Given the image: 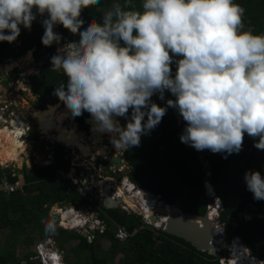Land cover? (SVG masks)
I'll list each match as a JSON object with an SVG mask.
<instances>
[{"label":"clouds","instance_id":"9594fccd","mask_svg":"<svg viewBox=\"0 0 264 264\" xmlns=\"http://www.w3.org/2000/svg\"><path fill=\"white\" fill-rule=\"evenodd\" d=\"M99 2L0 0V42L14 43L21 35V26L31 30L37 14L44 18L41 37L44 46L60 44L63 38L55 31L57 25L79 35L78 42L63 44L51 57V70L62 71L67 78L66 83L55 87L53 95L73 117L78 118L87 112L93 130L109 135L116 150L122 151L118 156L123 157L125 165L128 163L127 152L140 146L141 137L150 134L161 123L169 108L175 109V114L186 125L180 142L203 151L202 157H205L206 150L226 154L225 159L234 153L239 154L245 135L253 138L255 148L264 150V34L244 30V9L239 4L234 0H141L137 7L134 0H115L103 12L99 22L93 18L85 27L82 12ZM166 92L174 97L166 100V106L161 107L152 100L154 95L165 100ZM120 118L127 121L126 125L125 121L124 125L120 124ZM20 120L29 122L27 117ZM78 124L82 128L79 119ZM85 125L89 127L87 121ZM36 134L37 139L43 136L39 129ZM52 152L55 163L56 148ZM48 155L42 157L44 162ZM112 155L106 158L92 154L94 158L98 157L94 162L96 166L87 165L80 173L76 172L79 175L77 181L76 175L71 179L78 190V182L95 186L96 190L85 196L87 200L93 198L87 209L84 204L71 205L67 209L58 205L60 208L51 216L53 223L46 224V231H54L55 225L79 233L84 230L89 240L91 235L96 238L107 234L112 226L93 204L98 199L100 202L107 198L121 200L114 196L115 192L108 197L102 195L109 192L106 190L109 181L96 187V183L103 179L119 182L121 174L126 171L118 169V173L113 172L111 168L118 167L110 164ZM101 165L107 171L104 178L99 177ZM84 174L86 177L82 176ZM93 175H98L94 181ZM244 180L253 199L264 201V176L259 171L249 170ZM118 185L135 204L154 201L163 204L162 208L167 212L171 207L161 196L132 182L128 175ZM207 190L209 194L208 187ZM124 206L127 205L121 204L119 209L128 215ZM133 209L131 211L137 213ZM59 210L76 218L70 217L69 225H65L63 216L61 221L54 217ZM162 216V213L155 215ZM141 217L145 226L159 228L152 219L153 224L147 223L146 214L142 213ZM78 219L81 220L79 224L76 223ZM102 221L108 223L105 233H101ZM115 225L117 236L119 226L125 225L117 222ZM116 238L122 243L130 240ZM240 241L248 248L242 239ZM42 247L38 253L42 252ZM53 256L60 257L58 252H53ZM51 257L49 263L53 264L55 258ZM223 260L229 264L232 262L228 258ZM258 260L262 264L263 261ZM62 264H66L65 261Z\"/></svg>","mask_w":264,"mask_h":264},{"label":"trees","instance_id":"16d2710c","mask_svg":"<svg viewBox=\"0 0 264 264\" xmlns=\"http://www.w3.org/2000/svg\"><path fill=\"white\" fill-rule=\"evenodd\" d=\"M114 2L115 0H100L99 4L85 9L81 17L85 21V27L93 18L99 22L103 12ZM234 2L244 9L243 24L252 27L254 34H264V0H234ZM134 3L139 7L141 0H134ZM260 3L261 7H259ZM43 19L37 14L31 30L21 26V35L14 43L0 42V64H6L10 60L16 61L27 55L29 51L35 50L36 60L41 64V72L31 77L33 91L42 98L40 106L49 104L57 106L48 103V97L59 103L53 92L60 83L67 82V78L64 73L51 70V57L56 54L58 47L70 41L78 42L80 37L73 35L62 25H57L55 31L63 39L59 45L54 43L46 47L41 42L44 34ZM172 69L175 72V64L172 65ZM28 89L29 86L26 90ZM167 99L174 97L167 92L163 101L158 95L152 97V100L161 107L166 106ZM45 109L32 111L38 117L48 118L49 110L42 113ZM89 117L90 115L85 112L79 117L80 124L85 125ZM70 119L73 120L75 128L80 129L76 124V117L71 114ZM88 121H92L91 118ZM126 122L125 120V125ZM185 126V122L175 114V109L169 108L161 123L150 134L141 137L140 146L133 147L127 152L126 160L131 166L129 178L139 187L161 196L170 205L183 200L181 208L185 212L205 216L209 211L211 199L205 182L212 174L217 195L224 205L220 224L225 226L230 242L235 238L242 239L253 256L264 262V221H262L264 201L253 199V194L247 190L244 180L245 173L249 170L264 173V150L255 148L253 138L245 135L242 151L239 154L234 153L225 159L226 154H213L206 150L203 159V151H196L180 142V135ZM36 136L37 134L34 133L32 138L35 140ZM67 156V152L56 149L57 159L53 165L48 167L34 165L37 169L32 172L28 171L25 165L20 172L22 178L18 175L14 176L11 169L6 171L0 165V235L3 236L6 231L22 234L30 229H42L41 238L44 241L52 237L60 244L69 243L73 239L80 240V244L73 250L84 254L89 252V259L85 260L86 264H115V259L108 253L103 256L98 255L101 237H96L95 241L91 242L88 237L77 231L59 228L58 233L51 234L50 231L43 229L51 221V211L57 205L64 209L77 203L82 206L85 201L88 205L92 203L91 199L93 200L92 197L87 200L80 194L74 181L60 174L59 170L67 164ZM207 165L211 174L207 170ZM66 171L69 172L70 169ZM20 180L22 185L17 193L5 190V185H15ZM211 188L210 186L209 189ZM185 189L188 191L184 192ZM93 206L100 210L101 217L111 226L116 222L125 225L132 234L130 240L123 243L124 248L119 249L125 254L124 264H224L222 259L228 256L224 253L222 258H216L210 253L200 252L183 239L169 235L163 230L145 226L142 217L136 219L120 213L119 210H109L100 201H95ZM105 210L113 212V215L108 217ZM106 235L120 245L111 227ZM20 238L21 236L15 237L5 249H0V264H33L34 254L25 257L22 261L17 258L15 252L10 251V247H18ZM157 252L162 253V257H157Z\"/></svg>","mask_w":264,"mask_h":264},{"label":"rangeland","instance_id":"374dc122","mask_svg":"<svg viewBox=\"0 0 264 264\" xmlns=\"http://www.w3.org/2000/svg\"><path fill=\"white\" fill-rule=\"evenodd\" d=\"M259 7H261V3L259 4ZM243 25H244V30H250V31L253 30V28L249 27V25H246V24H243ZM28 56L30 57L29 61H28ZM40 67H41V64L37 62L36 57H35V50L29 51L27 55H25L22 58L17 59L16 61L10 60L6 64H0V132L4 130L6 131L9 130L11 134L15 135V133L18 131L19 135H17V137L19 139V142L17 143L10 142L9 146L12 147L13 149H19V150H22L23 148H25L23 152L20 154V156H18L17 161L13 162L12 160H6L3 162H0V165H2L5 168L11 169L14 176L18 175L20 176V178H22L23 176L21 175L20 172L23 171L25 165L28 167V171L31 170V172L33 170L36 171L37 167H41L44 164L48 165L42 160V157L47 156L49 153H54L52 152V150L53 148H56L58 150H63L64 152L66 151L68 152V156L66 159L67 164L63 167L64 168L66 167V170L70 169V171L67 172L66 170H64V168H62L59 170L60 174L68 179H73L74 176L76 175L75 180L77 181L79 175L76 172L80 173L82 170L86 169L85 167L87 165H91L92 167L96 166L94 165L95 164L94 162H96L98 157L94 158L91 154L90 156L92 157L90 159H89L90 156H88L87 159L85 157H83L82 159H78L77 157L78 156L80 157L81 155L76 154L75 148H73V146L67 147L68 146L67 142H63L59 139H56L53 137V135L39 136L40 138L39 139L36 138L35 140L32 138V135L34 133H37L38 128L41 127L40 117H38L34 112H32V110L46 108L42 112V113H45L50 109V107H52V104H49L48 107L47 105L40 106L39 103L41 102L42 98L40 96V99H39L38 94H35V92L33 91L31 77H34L40 74V72L36 71V69ZM59 73L62 74L63 72L59 71ZM28 86H29V89L26 90ZM55 101L56 100H54L52 97L50 96L48 97V103H53V105H57V106H54L56 108L66 109L63 107L65 105L62 102L55 103ZM30 106H33V108L30 109ZM28 107L29 109H27V115L24 116V109ZM70 115L71 113L68 115L67 121L68 120L73 121L70 119ZM22 116L24 117L28 116L29 118H32V120L34 118L35 125L32 126L30 122L22 123L20 120V117ZM50 117L51 116H49L47 119H49ZM78 119L79 117L76 119V124L78 127H80V125L78 124ZM58 121L59 123H64V124H66L67 122L62 117H59ZM86 121L87 123H89V127H87L88 124L83 125L82 126L84 130L83 133L86 134L87 139H91L90 137L94 136L95 134L93 131V127H92L93 124L90 121L88 122V119ZM36 124L38 125V127L36 126ZM50 139L56 142L58 141V143H62L63 146L57 145V144L55 146L51 145L50 144L51 142L48 141ZM1 141L2 140H0V143ZM24 145L25 147H23ZM52 146L53 148H51V150H47V147H52ZM94 152H96L98 155H102L100 150L97 148L94 149L93 153ZM120 152L121 151H117L116 152L117 155H119ZM52 163L54 162L52 161ZM34 165L37 166L36 169ZM126 167H127L126 171L124 172V174H121L120 179H118L119 182H117V184L121 183L125 179V175H128V173L130 172L131 166L129 162L126 164ZM261 175L264 176V173H262ZM121 177H123V179ZM90 186L92 190H96L94 185L91 184ZM207 187L209 188V185ZM187 191L188 190L186 189L184 190V192H187ZM213 193L215 192L213 191ZM208 195L210 198L213 196L211 194V191L209 192ZM216 197L218 198L217 200L219 201V208L221 209V211H223L224 210L223 202L221 199H219L220 197L218 195ZM244 199L245 198H242V200ZM177 204L180 207H182L183 200H179ZM75 205H79V204L77 203ZM58 208L60 207L57 205L54 209H52L51 216L53 215V213L57 211ZM84 208L87 209L86 201L84 202ZM64 209H67V208H64ZM129 209L132 210V208H129ZM58 212L62 214L66 211L59 210ZM105 213L108 215H111V214L113 215V212H110V211L105 210ZM128 216L135 217L136 219H140V217L142 216V213L140 211H137V213L130 211L128 213ZM262 221H264V218H262ZM50 222L53 223V221H50ZM116 226L117 225L112 226V230L114 232H116ZM43 229L46 230V228H43ZM58 229L59 227L55 225L54 231H50L51 234L58 233L59 232ZM41 231L42 229L40 230L30 229L27 232L22 233V234L19 232L6 231L4 232L3 236L0 235V249L1 250L5 249L6 245H8L9 242L11 244L12 239H14L17 236H21L20 241L18 243V247L16 248L10 247V251L15 252L17 254V258L21 259L22 261L25 259V257L32 256L34 254L35 256L32 259L33 264H50L49 258L51 257V255L53 256V252H58L63 263L65 261L66 264H86L85 260L89 259L88 258L89 252H85L84 254L82 252H77V250H73L80 244V240L73 239L69 243L65 244L62 242V244H60L52 237V238H49L45 242L41 238V234H42ZM80 232L86 236V232H84V230ZM101 240H102L101 247L100 249L97 250L98 255L103 256V254L108 253L111 256V258L115 259V264H124L125 254L122 253V251H119V249L124 248V244L119 241L118 244L120 245H117L115 243V240L106 234L101 236ZM40 246L41 247L43 246L42 247L43 250L42 252L38 253V251L40 250ZM238 249L241 250L242 252L243 250H245L246 252H248V255L251 256L249 249L244 247L241 244V242H239L237 246L233 244L231 245V247H229L228 251L226 252L228 256L225 258H228V260L233 261L231 264H248L249 263L248 260H250L248 257L244 258L245 261L240 260L239 262H235L236 257L241 256L239 252L238 253L235 252V251H238ZM42 254H44L45 256ZM156 254H157V257H162V253L157 252ZM68 255H70V257H68ZM56 259L57 258H55V261H53V264L54 262L56 264V261H57Z\"/></svg>","mask_w":264,"mask_h":264},{"label":"bare ground","instance_id":"6f19581e","mask_svg":"<svg viewBox=\"0 0 264 264\" xmlns=\"http://www.w3.org/2000/svg\"><path fill=\"white\" fill-rule=\"evenodd\" d=\"M30 60V57L28 56V61ZM34 70V69H33ZM32 70V71H33ZM70 114V112L66 109H59L56 108L54 106L50 107L49 111H48V116H51L49 119L41 116L40 117V122H41V127H39V132L43 135V136H51L53 135L54 138L59 139L63 142H67V145L69 147L73 146V148H75V152L76 154H80L81 156L77 157L78 159H82L83 157H85L86 159L88 158V156H90L91 154H93L94 149H99L101 154L104 156H109L112 153V150L114 149L115 152H117L116 148L111 142H110V136L105 134V135H101L97 132H95L94 130V136L90 137L91 138V142H89V139H87L86 134L81 132L80 129L75 128L74 126V122L68 120V115ZM37 115V114H36ZM62 117L64 118L66 122V124L64 123H59L58 118ZM119 119V118H117ZM33 120H35L33 118ZM120 121V120H119ZM92 122V121H90ZM93 124V123H92ZM121 124V122H120ZM93 127V125H92ZM17 135H19L18 131L14 134H11V132L9 130H4L2 132H0V162L6 161V160H12L13 162L17 161L18 156H20V154L23 152V150L25 148V145L22 147V150L19 149H13L12 147H10V142H19V139L17 137ZM51 141V139H50ZM54 141V140H53ZM56 144H62V143H58V141H54ZM122 152V151H121ZM121 152L119 154H121ZM117 154V153H116ZM209 185V184H208ZM211 188V194L213 195L212 197L216 196V192L215 189L212 185H209V187ZM117 189H119L122 194V198H120L122 204H126L127 206H130L134 209H136L137 211H142V213L146 214L147 216H149L150 220L151 217H155V215L157 216V213L161 214L164 213V209L163 204H159L158 202H152L149 200H144L145 203H143V201L141 202V204H135L130 198H128L127 196H125L124 192H123V188H120V186L117 185ZM213 191L215 193H213ZM215 195V196H214ZM216 198V197H215ZM218 201V200H217ZM137 203V202H136ZM217 203V208H219V201L216 202ZM152 204H156L155 206H152ZM168 213H171V208H168ZM60 214V213H59ZM61 217L63 216V223L65 225H69V220L70 217L71 219H75L76 216H70L68 215V213L64 212L62 214H60ZM77 215V214H75ZM218 214V210L212 209V216L213 219L215 217H217ZM160 219H165L161 224H157V227L161 228L162 224L168 219V214L162 216ZM81 222V220H76V223L79 224ZM62 223V222H61ZM239 242H241L240 240L238 242H236V246L239 244ZM236 253H240L241 256L236 257L235 262H239L240 260H244L245 257H248L250 260L248 264H261L260 262L257 261V259L253 258V256H249L248 252H246L245 250H243V252L241 250L238 249V251H235ZM54 258H57L56 260V264H62L60 257L56 256ZM247 258V259H248ZM245 261V260H244ZM233 262V261H232ZM231 262V263H232ZM247 263V262H246ZM55 264V262H54Z\"/></svg>","mask_w":264,"mask_h":264},{"label":"water","instance_id":"95a60500","mask_svg":"<svg viewBox=\"0 0 264 264\" xmlns=\"http://www.w3.org/2000/svg\"><path fill=\"white\" fill-rule=\"evenodd\" d=\"M36 71L40 72L41 68L36 69ZM124 121V118H120L121 125H124ZM80 131H83L81 127ZM89 142H91V139H89ZM93 154L96 155L97 153L94 152ZM112 154L113 155L110 164L117 166L118 169H127L126 165L124 164L123 157L118 156L115 151H112ZM5 170L8 171L9 168H5ZM207 170L210 172V167L208 165ZM83 183H85V181H83ZM205 183H210L214 187L212 182V174L210 177H208ZM214 189L215 192H217L215 187ZM215 197H211L210 208L205 216L191 212H185L178 204L171 205V213H168L169 211L162 213L163 215L168 214V219L162 224L161 230L165 231L169 235L187 241L188 243L195 246L200 252L210 253L216 258H222L223 254L228 251L231 242L230 236L227 233L225 226L220 224L222 211L220 208H217L216 202L218 198ZM98 200L100 201V199ZM101 202H103L107 209L119 210L120 213H123V210L119 209L120 205L122 204L120 200L107 198L103 201L101 200ZM212 209L218 210L219 214L214 219L212 216ZM54 217L57 221L62 220V217L59 213H56ZM151 219L156 224H161L163 222V220L158 217H152ZM250 253L253 255L251 250ZM224 264L229 263L224 262Z\"/></svg>","mask_w":264,"mask_h":264},{"label":"built area","instance_id":"2783aa9c","mask_svg":"<svg viewBox=\"0 0 264 264\" xmlns=\"http://www.w3.org/2000/svg\"><path fill=\"white\" fill-rule=\"evenodd\" d=\"M47 150H51V147H47ZM106 158H108V156H106ZM53 160H54V154L51 153V154L48 155L47 158H45V163H46V164H52V161H53ZM100 168H101V169H100L101 172L99 173V177L104 178V176H105V174H106L107 171H106V169H105V167H104L103 165H101ZM111 169L113 170L114 173H118V171H120V170H118V168H116V167H112ZM82 176H83V177H86L85 174L82 175ZM96 177H98V175H95V176L93 175V176H92V180L94 181V178H96ZM104 181H105V182H106V181H109L110 184L107 186V189H106V190L109 191V192H108V193H103V194H102L103 196L108 197L109 194L115 192V193H114V196H116V197H118V198H122V194H121V192L117 191V185H118V184H117V182L114 181L113 179H110V178H108V179H106V180L103 179V181H100V182L96 183V187H101V184H103ZM18 183H19V182H18ZM18 183H16L15 185H5L4 188H5V190L10 191L11 193H12V192H16V191H18V189L21 188V184L19 183V185H18ZM78 184H79V192H80V194H82L83 196H86V197H87L89 193L93 192L92 188H91V187H88V185H84V184L79 183V182H78ZM124 209H125L126 211H128V212L131 211L127 206H124ZM147 223H148V224H153V222L150 220L149 216H147ZM102 224H103L104 226L102 227L101 233H105L106 228L108 227V226H107L108 223L105 222V221H102ZM117 237H118V239L121 240V241H127V240L130 239L131 234L129 233L127 227H125V226H119V229H118V232H117ZM94 238H95V236H93V235L90 236V240H91V241H93ZM239 240H240L239 238H235L234 241H233V244L236 245V242H238ZM224 262H225V260H223V263H224ZM262 264H264V262H262Z\"/></svg>","mask_w":264,"mask_h":264},{"label":"flooded vegetation","instance_id":"af4514ba","mask_svg":"<svg viewBox=\"0 0 264 264\" xmlns=\"http://www.w3.org/2000/svg\"><path fill=\"white\" fill-rule=\"evenodd\" d=\"M39 96V95H38ZM40 97V96H39ZM30 108H33V106H30ZM33 112V111H32ZM25 115H27V110L26 109H24V116ZM24 116H22V117H20V118H23ZM27 119H28V121L31 123V124H34L35 122H34V120H32V118H29L28 116H27ZM35 125V124H34ZM48 141H50V140H48ZM51 143V145H54L55 146V142L54 141H50ZM53 147V146H52Z\"/></svg>","mask_w":264,"mask_h":264},{"label":"crops","instance_id":"0c3cea01","mask_svg":"<svg viewBox=\"0 0 264 264\" xmlns=\"http://www.w3.org/2000/svg\"><path fill=\"white\" fill-rule=\"evenodd\" d=\"M76 119H77V117H76ZM80 128V127H79ZM69 147V146H68Z\"/></svg>","mask_w":264,"mask_h":264}]
</instances>
